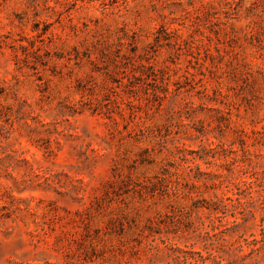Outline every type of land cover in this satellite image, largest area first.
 <instances>
[{
  "label": "rangeland",
  "instance_id": "rangeland-1",
  "mask_svg": "<svg viewBox=\"0 0 264 264\" xmlns=\"http://www.w3.org/2000/svg\"><path fill=\"white\" fill-rule=\"evenodd\" d=\"M0 264H264V0H0Z\"/></svg>",
  "mask_w": 264,
  "mask_h": 264
},
{
  "label": "trees",
  "instance_id": "trees-1",
  "mask_svg": "<svg viewBox=\"0 0 264 264\" xmlns=\"http://www.w3.org/2000/svg\"><path fill=\"white\" fill-rule=\"evenodd\" d=\"M73 3L76 2L77 0H71Z\"/></svg>",
  "mask_w": 264,
  "mask_h": 264
}]
</instances>
